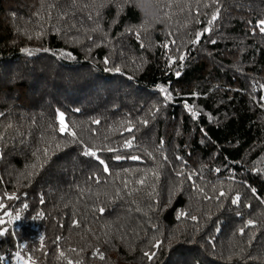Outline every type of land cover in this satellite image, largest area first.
Instances as JSON below:
<instances>
[{"label": "trees", "instance_id": "trees-1", "mask_svg": "<svg viewBox=\"0 0 264 264\" xmlns=\"http://www.w3.org/2000/svg\"><path fill=\"white\" fill-rule=\"evenodd\" d=\"M161 2L0 0V264H264V0Z\"/></svg>", "mask_w": 264, "mask_h": 264}, {"label": "snow or ice", "instance_id": "snow-or-ice-1", "mask_svg": "<svg viewBox=\"0 0 264 264\" xmlns=\"http://www.w3.org/2000/svg\"><path fill=\"white\" fill-rule=\"evenodd\" d=\"M169 6H170V5H169ZM219 13H220V9L217 8V10L213 13V15H212V17H211V20H209L208 23H209V24H212L213 21L217 20L218 17H219ZM130 30H131V29H130ZM148 30H149V29H145L143 23H140V24L137 26V30H136V33H135V34H136L137 37L139 38V37H140V33H141V31H143V32H147ZM204 31H205V32H207V31H211V29H210V28H206ZM253 31H259L261 34H264V19H259V20H257V21L255 22V27H254ZM201 35H203V33H197V36H201ZM198 42H199L198 40H197V41H193V43H198ZM212 43H215V41H212ZM165 46H166V45H165ZM23 51L28 52L29 54H31V52H30L28 49H24ZM184 58H185L184 56H181V57H180L181 60H183ZM106 62H107V61H106ZM116 71H120V69H116ZM176 75L179 76L180 73L177 72ZM158 87H159L160 92L163 93V94L165 95V98H166L167 100H171V99H172V94H171V92L168 91V89H167L166 87H164V86H158ZM193 95H195V94H193ZM185 107H186V109H187L190 113H192L193 118H197V117H198L199 113H198L196 110H194L191 106L185 104ZM59 118H60V123H61V127H60L59 131L62 132V133H67L68 135H70V136H72V137H75V136H76V132L73 131V130H71V129L69 128V126H68L67 124L64 123V114H63V113H60V114H59ZM94 123H99V121H94ZM145 123H146V122H145ZM126 131L131 132V131H132V128L129 127V128L126 129ZM133 139H134V138H133ZM132 146H133V141H132V140H126V141L124 142V145H123V147H127V148H131ZM57 147H59V145H57ZM106 150H107V151H114V149H111V148L106 149ZM97 151H98V150H96V149H93V148L88 147V148H86V150L84 151L83 154H84L85 156H92V157H95L97 160H99V163L102 164V165L104 166V171L107 172V171L109 170V169H108V166H107V164H105V162H104L103 160H101V159L99 158V156L97 155ZM149 155H151V154L149 153ZM122 158H123V157H121V156H116V157H115V159H117V160L122 159ZM130 158L133 159V160L140 159V157H138V156H132V157H130ZM217 171H219V169H217ZM154 175H158V173H154ZM177 175L180 176V175H183V173H182V172H178ZM144 182H145L144 180H140V181H138V183H140V184H143ZM126 186H127V185H126ZM198 191H201V192H202L203 189H199V188H198ZM253 191H255V190L253 189ZM220 195H221V196H224L225 193H224V192H221ZM231 202H232V204H237V203H239V202H240V195H239V194H236V195L234 196V198H232ZM25 207H27V205H25ZM99 211H100L101 213H103V212H104V209L101 208V209H99ZM179 215H180V216H185L186 213L181 212ZM14 219H15V220H20L21 217H20L19 215H16V216L14 217ZM191 219L195 220L196 217H195V216H192ZM3 223H4V221L0 220V224H3ZM9 223H11V221H9ZM254 225H255V221H253V220H249V221H247L245 227H242V228L239 229V233H240L241 235H243L244 232H245V228H247V227H251V226H254ZM74 226H77V227H78V226H79V222H78V221H74ZM6 231H7V229L0 230V236L4 235ZM41 239H43V238H41ZM93 254H94V255H98V257H99L100 260H104V259H105L104 254H103L102 252H100L99 249H97L96 252H94ZM145 255H147V256L149 257V259H152V258H154L155 253H150V254H149V253H146ZM61 256H63V253H61ZM16 258H17L18 260H24V257L21 256L20 252H17V253H16ZM3 260H4V257H3V256H0V261H3ZM25 264H36V262H35L34 260H31V258L29 257V259H28L27 261H25ZM76 264H81V262H80V261H77Z\"/></svg>", "mask_w": 264, "mask_h": 264}, {"label": "clouds", "instance_id": "clouds-1", "mask_svg": "<svg viewBox=\"0 0 264 264\" xmlns=\"http://www.w3.org/2000/svg\"><path fill=\"white\" fill-rule=\"evenodd\" d=\"M130 3L140 14L141 23L145 29H151L158 23L162 16L161 0H125Z\"/></svg>", "mask_w": 264, "mask_h": 264}]
</instances>
